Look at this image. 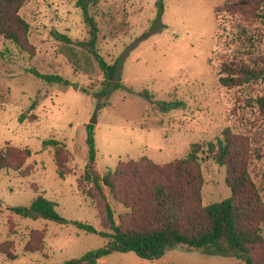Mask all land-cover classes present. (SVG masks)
Listing matches in <instances>:
<instances>
[{"label":"rangeland","instance_id":"obj_1","mask_svg":"<svg viewBox=\"0 0 264 264\" xmlns=\"http://www.w3.org/2000/svg\"><path fill=\"white\" fill-rule=\"evenodd\" d=\"M239 1L257 0H101L91 14L100 29L98 51L109 64H119L111 86H103L98 61L81 44L90 35L75 0H29L22 7L34 52L0 36V156L7 155L9 162L0 169V264H64L108 242L72 223L22 217L10 210L30 205L40 194L56 201L66 219L98 231L105 230V201L117 223H133L130 208L107 187L103 199L92 183L81 182L88 164V125L97 108L93 125L100 174L142 157L156 164L174 162L194 143L214 140L227 127L241 138L259 134L264 115L238 105L237 89L218 80L223 17L217 16L216 6ZM33 68L62 80L38 78L28 71ZM71 82L78 83L77 89ZM107 87L110 96L98 98ZM46 139L60 142L64 177L53 148L43 146ZM257 166L264 170V157ZM201 170L204 205L230 196L226 167L207 160ZM96 264L245 262L236 253L212 254L179 244L159 259L114 252Z\"/></svg>","mask_w":264,"mask_h":264},{"label":"trees","instance_id":"obj_2","mask_svg":"<svg viewBox=\"0 0 264 264\" xmlns=\"http://www.w3.org/2000/svg\"><path fill=\"white\" fill-rule=\"evenodd\" d=\"M100 1L75 0V3L89 28V39L81 44L98 61L105 76L103 86H111L119 64L117 61L109 64L97 48L100 29L91 8ZM27 2L29 0H0V36L21 50L34 52L29 41L31 24L20 13ZM216 14L223 17V23L218 27L221 47L218 54L219 83L225 88L237 89L238 105L264 115V53L261 50L264 0L217 5ZM62 37L70 42L66 35ZM28 71L49 82L62 80V77L42 74L34 68ZM110 94L107 87L96 96L101 99ZM34 106L35 103L30 108ZM87 144L88 164L81 182L92 183L103 199L107 197L103 193L107 187L115 199L130 208L131 225L117 223L115 212L107 201L104 204L105 230L100 231L91 224L66 219L58 212L57 202L43 194L30 205L10 207L12 212L22 217L72 223L86 232L108 239L103 247L64 264H96L98 259L114 252H135L140 258L154 260L179 244L212 254L236 253L245 264H264V183L256 180L262 176L261 181H264V170L257 166V161L264 157V125L259 134L252 133L249 139L241 138L232 127H227L214 140L194 143L186 156L171 163L156 164L148 157H142L131 159L126 164L120 163L104 174L96 170L93 124L88 125ZM59 145L56 139L43 141L45 148H53L58 172L64 177ZM27 152L28 157L31 156L30 150ZM207 160L226 167L225 181L231 194L223 200L204 205L201 166ZM5 167H9V162L7 155L2 154L0 169ZM261 170L262 175H259ZM11 258L16 257L13 255Z\"/></svg>","mask_w":264,"mask_h":264},{"label":"water","instance_id":"obj_3","mask_svg":"<svg viewBox=\"0 0 264 264\" xmlns=\"http://www.w3.org/2000/svg\"><path fill=\"white\" fill-rule=\"evenodd\" d=\"M71 86H72L74 89H77V87H78V83H76V82H71ZM97 111H98V108H97V110H96V112H95V116H94V118L90 121L91 124H95V123L97 122V119H96V117H97Z\"/></svg>","mask_w":264,"mask_h":264}]
</instances>
